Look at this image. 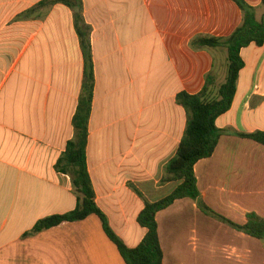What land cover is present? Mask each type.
<instances>
[{
  "label": "crops",
  "instance_id": "obj_1",
  "mask_svg": "<svg viewBox=\"0 0 264 264\" xmlns=\"http://www.w3.org/2000/svg\"><path fill=\"white\" fill-rule=\"evenodd\" d=\"M46 1L0 0V264H125L95 215L31 231L77 202L55 164L74 138L84 58L73 9ZM81 1L94 77L88 172L110 227L135 247L146 232L137 222L144 201L177 185L161 182L187 121L177 95L199 92L208 73L213 88L227 75L226 48L195 40L227 37L242 12L232 0ZM245 1L256 17L264 10L261 0ZM240 56L231 106L215 119L223 133L193 171L199 199L244 224L249 213L264 218V145L237 135L264 131V42ZM156 222L162 264H264V239L205 214L194 199L175 200Z\"/></svg>",
  "mask_w": 264,
  "mask_h": 264
},
{
  "label": "trees",
  "instance_id": "obj_2",
  "mask_svg": "<svg viewBox=\"0 0 264 264\" xmlns=\"http://www.w3.org/2000/svg\"><path fill=\"white\" fill-rule=\"evenodd\" d=\"M242 12V21L230 35L225 38L198 37L195 42L199 47L226 48L227 75L225 81L216 88L214 76L208 73L202 89L194 94L185 91L177 95V101L187 112V121L182 139L175 155L164 166L161 182H177L176 187L163 198L156 201H144V206L137 215V222L146 229L145 235L135 247L126 246L110 227L108 220L95 200V192L88 172L86 146L88 136V119L91 111L93 92V64L89 40V27L83 22L81 0H47L48 3H62L73 9L74 28L77 32L84 58V79L72 123L75 129L74 138L66 144L65 150L58 158L55 169L71 177L73 192L76 195L75 207L62 214H53L39 219L32 232H39L57 226L63 222L80 221L89 215H95L101 224L106 237L114 244L125 264H162V249L158 236L156 213L175 200L191 198L197 201L198 207L210 215L257 239H264V218L249 213L244 224H237L216 213L199 199V191L193 171L194 164L209 157L217 144L223 130L215 125V119L226 112L232 103L238 73L244 63L240 50L254 43L264 42V10L256 17L255 7L245 0H232ZM264 8V0H261ZM264 145V131L237 133ZM136 193L140 192L134 188Z\"/></svg>",
  "mask_w": 264,
  "mask_h": 264
},
{
  "label": "rangeland",
  "instance_id": "obj_3",
  "mask_svg": "<svg viewBox=\"0 0 264 264\" xmlns=\"http://www.w3.org/2000/svg\"><path fill=\"white\" fill-rule=\"evenodd\" d=\"M262 11H263V9L262 8H260V9H258V11H257V17L259 18L260 16V13H262Z\"/></svg>",
  "mask_w": 264,
  "mask_h": 264
}]
</instances>
